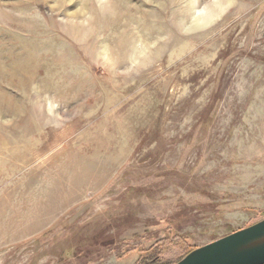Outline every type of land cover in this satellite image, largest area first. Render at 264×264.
I'll use <instances>...</instances> for the list:
<instances>
[{
  "label": "rangeland",
  "instance_id": "374dc122",
  "mask_svg": "<svg viewBox=\"0 0 264 264\" xmlns=\"http://www.w3.org/2000/svg\"><path fill=\"white\" fill-rule=\"evenodd\" d=\"M263 218L264 0H0V264H175Z\"/></svg>",
  "mask_w": 264,
  "mask_h": 264
},
{
  "label": "water",
  "instance_id": "95a60500",
  "mask_svg": "<svg viewBox=\"0 0 264 264\" xmlns=\"http://www.w3.org/2000/svg\"><path fill=\"white\" fill-rule=\"evenodd\" d=\"M175 264H264V218L192 250Z\"/></svg>",
  "mask_w": 264,
  "mask_h": 264
},
{
  "label": "trees",
  "instance_id": "16d2710c",
  "mask_svg": "<svg viewBox=\"0 0 264 264\" xmlns=\"http://www.w3.org/2000/svg\"><path fill=\"white\" fill-rule=\"evenodd\" d=\"M187 253H189V251L184 253L183 256L186 255ZM154 262H156V253L153 251V253L150 256L143 258V262H141V264H152Z\"/></svg>",
  "mask_w": 264,
  "mask_h": 264
},
{
  "label": "bare ground",
  "instance_id": "6f19581e",
  "mask_svg": "<svg viewBox=\"0 0 264 264\" xmlns=\"http://www.w3.org/2000/svg\"><path fill=\"white\" fill-rule=\"evenodd\" d=\"M199 15V14H198ZM38 69V68H37ZM11 232V231H10Z\"/></svg>",
  "mask_w": 264,
  "mask_h": 264
}]
</instances>
